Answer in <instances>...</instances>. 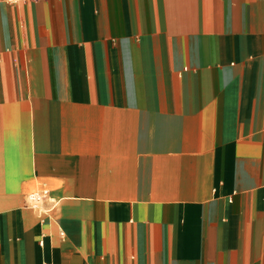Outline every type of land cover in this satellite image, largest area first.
Here are the masks:
<instances>
[{"label":"crops","instance_id":"1","mask_svg":"<svg viewBox=\"0 0 264 264\" xmlns=\"http://www.w3.org/2000/svg\"><path fill=\"white\" fill-rule=\"evenodd\" d=\"M0 264H264V0H0Z\"/></svg>","mask_w":264,"mask_h":264},{"label":"built area","instance_id":"2","mask_svg":"<svg viewBox=\"0 0 264 264\" xmlns=\"http://www.w3.org/2000/svg\"><path fill=\"white\" fill-rule=\"evenodd\" d=\"M49 195L48 189H41L39 191L30 193L27 196V203L32 207H39Z\"/></svg>","mask_w":264,"mask_h":264},{"label":"rangeland","instance_id":"3","mask_svg":"<svg viewBox=\"0 0 264 264\" xmlns=\"http://www.w3.org/2000/svg\"><path fill=\"white\" fill-rule=\"evenodd\" d=\"M32 191H29L25 197L26 201H27V196L31 193Z\"/></svg>","mask_w":264,"mask_h":264}]
</instances>
